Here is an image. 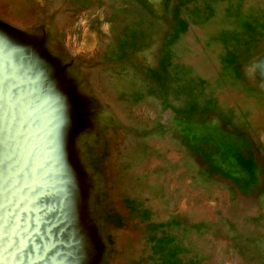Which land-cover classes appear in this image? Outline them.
Masks as SVG:
<instances>
[{
    "label": "rangeland",
    "instance_id": "1",
    "mask_svg": "<svg viewBox=\"0 0 264 264\" xmlns=\"http://www.w3.org/2000/svg\"><path fill=\"white\" fill-rule=\"evenodd\" d=\"M0 264H264V0H0Z\"/></svg>",
    "mask_w": 264,
    "mask_h": 264
}]
</instances>
